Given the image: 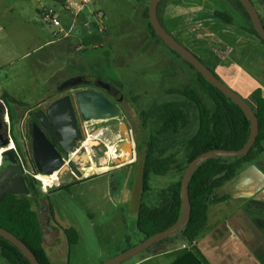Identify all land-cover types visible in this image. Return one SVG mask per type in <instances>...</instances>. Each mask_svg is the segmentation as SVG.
<instances>
[{
  "label": "rangeland",
  "instance_id": "obj_1",
  "mask_svg": "<svg viewBox=\"0 0 264 264\" xmlns=\"http://www.w3.org/2000/svg\"><path fill=\"white\" fill-rule=\"evenodd\" d=\"M254 3L260 12L261 8L255 1ZM139 4L138 0H91L90 10L101 8L106 13V29L99 31L96 20L93 19L88 27L84 28L81 37L72 41L81 46L77 55L82 53L102 59L97 66L90 61L87 65H81L72 60L70 65L58 69L59 62H63L62 58L58 60L52 56L54 53L48 46L41 50L35 47L39 43L36 34L40 31L45 34L54 27V23L48 24L43 20L42 10L52 8L59 11L60 1L0 0V87H8L16 95H23L24 101H19L22 109L37 104L43 107L48 101L68 94L67 90L56 89L64 80L78 74L97 76L115 85L123 95V105L128 109L125 116L121 113L119 117L95 123L91 137L84 129V123L81 124L83 136L81 142L77 143V154L80 153L83 143L88 140L94 143L98 138H103L109 143L115 142L121 121L129 123V128L133 129L140 142L144 141L154 131L157 122L154 116L143 122L140 113L148 109L153 102L173 98V95L168 93L169 89L182 88L189 84L200 95H204L196 82L194 70L171 51L177 60L172 64L177 79L175 83L169 78L168 73L172 68L167 67V62L160 65L151 59L136 62L130 58L139 36L140 20L136 18ZM215 7L218 11L235 16V11L230 6ZM112 18H115V21L112 22ZM108 30L114 35L112 46L102 41L103 34ZM86 33H89V37H84L83 40ZM161 45L168 49L162 42ZM113 51L120 60H117L116 64H113L108 56ZM125 62L130 63L128 68H120ZM98 67L99 69L94 71ZM168 87L170 88L167 89ZM192 122L195 124L196 121L193 119ZM99 125L106 126L105 131H110L108 138L103 134L105 131L99 130ZM167 153L174 154L178 162L184 159V133L169 145ZM87 158L90 163L106 159L104 153L99 156L87 154ZM83 165L75 161L80 174L73 175L72 185L64 187L61 183V186L41 193L40 199L51 205L57 223L62 227L75 228L79 235L77 243L69 246L63 231L58 229L54 243L44 247L47 256L49 255L55 264H99L138 244L144 239V235L135 227L137 204L142 202L150 206H161L166 196L164 190L179 178L173 169L166 174H151L149 190L143 191L142 156L138 161L132 159L110 170L109 166L101 167L96 164L97 167L82 173ZM38 184L40 186V183ZM36 206L34 204V207ZM116 214L118 215L115 216ZM0 264L9 263L0 255Z\"/></svg>",
  "mask_w": 264,
  "mask_h": 264
},
{
  "label": "crops",
  "instance_id": "obj_2",
  "mask_svg": "<svg viewBox=\"0 0 264 264\" xmlns=\"http://www.w3.org/2000/svg\"><path fill=\"white\" fill-rule=\"evenodd\" d=\"M90 1L77 18H72L68 11L60 7L57 21L48 22L54 23L50 32L44 34L40 31L36 34L39 43L35 49L41 50L48 46L54 53L50 56H55L58 60L62 58L63 62H59L58 69L70 65L72 60L81 65H87L90 61L97 66L102 59L82 53L77 55L81 46L72 41L81 37L84 28L88 27L93 19L97 25L101 21L106 24L104 10H90ZM138 1L140 4L136 18L140 20L139 36L130 58L136 62L151 59L160 65L167 62V67L172 68L173 62H177L176 58L147 30V21L143 14L148 0ZM251 1L255 8L254 1L261 8L260 12L256 10L264 21V0ZM216 5L232 7L235 11V16H232L235 22L226 23L218 19L214 14L218 11ZM162 18L168 32L213 68L221 80L255 107L256 101L251 97V91L259 88L264 96V45L256 35L240 26L238 12L229 0H166L162 8ZM109 20L111 22V19ZM113 21L115 18H112ZM88 35L89 33H86L83 40L84 37L88 39ZM113 36L108 30L103 34L102 41L112 46ZM52 40L53 42H50ZM108 56L113 64L119 60L114 51ZM129 65V62H125L120 68H128ZM98 69L99 67L94 71ZM174 69L172 68L168 75L175 83L177 79ZM34 75L36 78L37 74ZM0 88V95L6 92L16 100L24 101L23 95H16L12 89L4 86ZM216 195L229 197L208 207L206 227L197 238V245L209 264H264V172L257 164L246 165L239 174L218 188ZM49 222L55 228L57 238L58 229L62 230V226L54 217H51ZM42 245L45 247L47 244L42 242ZM48 258L55 264L49 255ZM119 264L202 263L187 248L184 241L176 239L171 244L159 247L157 252L143 251Z\"/></svg>",
  "mask_w": 264,
  "mask_h": 264
},
{
  "label": "trees",
  "instance_id": "obj_3",
  "mask_svg": "<svg viewBox=\"0 0 264 264\" xmlns=\"http://www.w3.org/2000/svg\"><path fill=\"white\" fill-rule=\"evenodd\" d=\"M59 1L62 4L63 0ZM229 1L238 12L240 26L256 35L264 45V40L258 36L242 3L239 0ZM165 2L166 0H161L157 7L158 18L163 26L162 8ZM214 14L226 23L235 22V19L227 12L215 11ZM143 15L147 21V30L152 37L162 42L194 70L196 82L204 93L200 95L189 84L182 88H172L168 90V93L173 95V98L153 102L148 109L140 113L143 122L153 116L157 122L154 131L144 141L136 140L135 150L140 157L142 156L143 191L149 190L151 174H166L173 169L179 176L178 180L164 190L166 196L161 206H150L142 202L137 204L135 227L145 238L166 229L179 218L182 209L180 179L186 165L200 153L211 149L236 150L241 148L249 135L250 124L237 104L209 83L190 63L161 40L149 22L147 7ZM262 22L264 25L263 20ZM209 69L219 78L213 68L209 67ZM251 97L256 101L254 112L258 119V133L250 150L244 155L215 156L199 163L191 173L188 182L191 210L186 222L177 234L154 244L146 249V252L151 250L157 252L159 247L180 239L186 243L187 248L200 263L209 264L197 245V238L206 227L208 207L229 197L228 195L215 196L216 190L239 174L246 165L257 164L264 172V96L261 90L256 88L251 91ZM2 98L21 106V102L6 92L2 94ZM193 119L196 121L195 124L192 122ZM181 133L185 134V154L184 159L178 162L175 155L167 153V150ZM41 196L38 187H35L32 195L28 197L6 194L0 199V227L23 241L40 264H52L42 245L37 210L34 208V202ZM48 205L50 215L53 217L52 207ZM61 229L69 246L77 243L79 235L75 228L62 227ZM0 255L9 264H31L21 250L1 236Z\"/></svg>",
  "mask_w": 264,
  "mask_h": 264
},
{
  "label": "water",
  "instance_id": "obj_4",
  "mask_svg": "<svg viewBox=\"0 0 264 264\" xmlns=\"http://www.w3.org/2000/svg\"><path fill=\"white\" fill-rule=\"evenodd\" d=\"M161 0L148 1V17L151 26L155 33L161 40L172 50L177 52L185 61L190 63L209 83L218 88L225 96L230 98L237 104L247 119L249 120L250 128L249 135L244 145L239 149H211L200 153L193 158L184 168L180 179V196L182 202L181 214L177 221L166 229L156 232L150 236H146L138 244L128 247L127 249L117 253L113 257L100 262L99 264H118L128 258L145 251L161 240L177 234L180 228L186 222L191 204L189 200L188 182L191 173L196 166L202 161L215 156H240L246 154L253 143L255 142L258 133V119L254 112V107L243 98L239 93L230 88L220 78H218L209 67L204 64L196 54L189 50L186 46L180 43L166 28L161 24L157 7ZM244 6L245 10L250 16L251 22L258 34L264 40V25L260 15L258 14L254 4L251 0H239ZM94 83L99 85L101 79L93 75L78 74L64 80L58 89L74 87L82 84ZM76 101L79 107L80 114L84 120L100 119L106 120L112 117H119L120 111L117 107L107 99L103 94L92 89H79L75 92ZM37 119L44 125L47 131L56 140L61 149L67 154L74 152L76 141L81 138L80 128L78 126L76 116L74 114L70 98L63 96L53 101L46 111L38 110L36 113ZM33 159L37 170L42 175H52L53 173H60L67 165L64 164V159L60 152L56 150L46 134L42 131L39 125L33 121L31 128ZM133 141L128 131L127 125L124 121L120 122L118 128L117 143L113 146L110 156L112 161L116 164H121L129 161L133 156ZM9 152V151H7ZM6 152V153H7ZM107 160L102 159L100 166H107ZM10 174H0V180L7 178ZM59 175V174H58ZM17 189L3 188L0 189V196L3 192L8 191L13 194L26 195V189L23 181H18ZM42 210H37L38 221L41 230L42 242L50 245L56 239V232L49 226L48 206L43 199H40ZM0 236L12 242L21 252L26 256L31 264H40L34 253L16 237L13 233L0 227Z\"/></svg>",
  "mask_w": 264,
  "mask_h": 264
},
{
  "label": "flooded vegetation",
  "instance_id": "obj_5",
  "mask_svg": "<svg viewBox=\"0 0 264 264\" xmlns=\"http://www.w3.org/2000/svg\"><path fill=\"white\" fill-rule=\"evenodd\" d=\"M62 89L67 90L69 93L59 96L57 98H54L51 101H48L47 104L44 105L43 107H39V104H37L34 107L23 108V109L21 106H19L16 103L7 102L6 100L2 98V95H0V174H10L7 178L0 180V189H3V188L17 189L19 188L18 181H23L26 189H28L29 191L28 194L26 195L13 194L11 192L5 191L0 196V199H2L6 194H13V195L27 196V197L31 196L32 192H34L35 187H38L40 192L43 193L38 184L39 181L35 177L36 174H41V173L37 170V167L33 159L32 137H31V128H32L33 121H35L39 125V127L46 134V136L51 141V143L56 148V150L60 152V154L62 155L64 159V164L67 165V168H65L62 172L60 173L55 172L51 175V176H54L55 179L56 177L58 178L59 186H61V183H62V186H66L69 184L71 185V182H73L71 181L72 180L71 178L73 177V175L80 174L77 167L75 166V161H77L78 163L82 165L84 164L82 173H85L89 169L95 168L96 164L100 166L101 160H97L93 163H90L87 158V154L99 156V154L104 153L105 158L107 160L106 164L107 166H109V170L118 168L123 164V163L116 164L115 162H113L110 156L111 151L108 150L107 148L108 145L114 146L117 143V140H115L116 142L114 143L112 142L109 143L107 139L105 140L103 138H98V140L94 143L93 141L88 140L83 143L79 154H76L73 157L70 156L69 154H67L61 149V147L58 145L56 140L47 131L44 125L40 123V121L37 119V116H36V113L38 110H42L45 112L46 108L53 101L63 96H68L70 98V102L72 104V108L76 116V120L80 128V135L82 138L83 130L81 128L82 126L81 124H83L84 119L82 118L80 114L79 107L76 101V96H75L76 90L92 89V90H95L103 94L107 99H109L117 107V109L120 111V115L121 113H123V115L125 116L127 114L128 109L126 108V106L123 105L124 97L119 92L118 88L115 85L110 84L109 82L105 80H101V83L99 85L91 83V84H82V85L62 88ZM56 90L60 91L61 89H56ZM99 121L100 120H92V122L94 123H97ZM126 125L130 133V136L132 138L133 146H134L133 156L130 160L135 159V161H138V159H140V155H138L135 150L136 140L138 138L133 132V129L129 128V123H127ZM100 127H106V126L99 125L98 128ZM109 127L110 126H108V129ZM103 134L106 137V133H103ZM107 135L110 136L109 131ZM115 137L116 139L118 138V132H117V135H115ZM81 138L78 141H76L75 146H77V143L79 141L81 142ZM97 142L98 144L96 145ZM54 174H56V176ZM82 180L80 179V181ZM40 198H38V200H36L34 203L35 205H37L34 208L38 211L42 210L41 202L39 201ZM38 202L39 204H37ZM47 206L49 210V205L47 204ZM50 218H51V215L49 211L48 223L52 229H55L53 226H51L49 222Z\"/></svg>",
  "mask_w": 264,
  "mask_h": 264
},
{
  "label": "built area",
  "instance_id": "obj_6",
  "mask_svg": "<svg viewBox=\"0 0 264 264\" xmlns=\"http://www.w3.org/2000/svg\"><path fill=\"white\" fill-rule=\"evenodd\" d=\"M89 0H63L61 7L64 8L66 11L70 13L72 18H77V16L86 8V5ZM43 13V19L47 22H56L57 18L59 17V12L55 11V9L49 8L46 10H42ZM84 24V23H82ZM99 31H104L106 29V26L104 25V22L101 21L100 24L97 26ZM54 35H56L54 33ZM56 37V36H55ZM50 42H53L50 41ZM105 120H100L99 122H102ZM84 129L86 133L91 137L93 136V131L95 130V123L92 122V120H84ZM107 127H100V131H105ZM78 148L76 146L74 147V152L72 154H69L70 156H74L77 154ZM46 176L49 178V175H42V174H36L35 177L40 183V189L43 193L47 192L48 189L53 188V187H58L59 186V181L58 178L56 177L55 180H52V182H49L48 184H45L42 180L41 177ZM51 181V179L49 180Z\"/></svg>",
  "mask_w": 264,
  "mask_h": 264
},
{
  "label": "bare ground",
  "instance_id": "obj_7",
  "mask_svg": "<svg viewBox=\"0 0 264 264\" xmlns=\"http://www.w3.org/2000/svg\"><path fill=\"white\" fill-rule=\"evenodd\" d=\"M92 120H100V119H92ZM108 131L109 130H107V131H105V133H106V137L108 138L109 137V135H107L108 134ZM110 132V131H109ZM117 140V139H116ZM116 142V141H115ZM112 143H114V141H112ZM108 150H112V148H113V145H108ZM55 176H56V174H54ZM50 179H51V181H49V179L46 177V176H42L41 177V180L45 183V184H48L49 182H52V180H55V177L54 176H51V175H49L48 176Z\"/></svg>",
  "mask_w": 264,
  "mask_h": 264
}]
</instances>
